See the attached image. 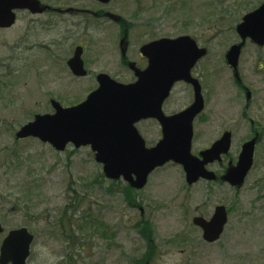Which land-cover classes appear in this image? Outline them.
Returning a JSON list of instances; mask_svg holds the SVG:
<instances>
[{"label":"rangeland","instance_id":"rangeland-1","mask_svg":"<svg viewBox=\"0 0 264 264\" xmlns=\"http://www.w3.org/2000/svg\"><path fill=\"white\" fill-rule=\"evenodd\" d=\"M44 1L62 9H99L94 0ZM263 2L113 0L105 10L120 21L104 23L77 14L68 26L59 21L52 26L49 18L34 20L20 13L12 28L0 29V63L9 66V76L0 75V223L5 228L0 247L10 230L26 228L35 237L29 264H134L147 251L142 233L149 223L158 253L152 264H264V47L247 41L240 58L239 74L253 98L248 120L243 115L247 91L237 87L225 59L240 42L237 25ZM184 35L210 52L195 71L206 107L195 121L194 154L230 130L232 147L224 162L235 164L242 145L256 135L251 122L260 127L254 166L242 188L205 180L188 185L182 167L170 163L156 170L129 204L123 195L126 183L102 177L89 147L57 152L35 139H15L16 131L36 115L53 112L51 99L65 107L84 101L97 88L100 73L132 82L123 49L131 62L143 64L142 45ZM79 45L85 49V78L73 76L66 65ZM172 99L166 112L184 108ZM139 127L150 145L160 138L156 123ZM210 168L221 172V167ZM221 205L228 210V224L221 239L208 244L193 218L209 219ZM67 226L80 235L79 244L71 243L74 234L66 238Z\"/></svg>","mask_w":264,"mask_h":264},{"label":"water","instance_id":"water-1","mask_svg":"<svg viewBox=\"0 0 264 264\" xmlns=\"http://www.w3.org/2000/svg\"><path fill=\"white\" fill-rule=\"evenodd\" d=\"M19 10L43 12L37 0H0V28L12 27ZM236 30L241 42L231 46L226 54L227 63L234 70L238 68L247 40L264 46V3L245 15ZM82 52V48H77L68 62L76 76L87 74ZM141 53L149 63L144 70L130 63L137 77L136 82L124 84L108 74H99L98 88L84 102L64 108L53 100L51 103L55 112L36 115L19 129L16 138L39 139L60 152L69 144L75 148L90 146L107 179H123L135 190L144 189L150 175L168 163L183 167L188 185H194L201 179L216 181L218 176L207 167L222 161V156L229 153L232 134L226 132L198 156L192 153L194 122L205 109L202 87L199 80L192 76V70L207 55V49L199 47L195 39L185 35L152 41L141 48ZM178 82L193 86L194 102L185 110L168 116L163 111V105ZM250 96L249 93L248 99ZM148 119L157 120L162 129V139L153 147H147L136 127V124ZM256 143L257 137L243 144L236 165L230 163L221 177L222 181L232 187L244 185L254 163ZM228 219V211L221 205L216 207L209 220L196 216L193 224L202 230L203 240L212 244L220 240ZM3 231L0 225V233ZM33 241L34 236L26 228L9 232L0 250V264H27Z\"/></svg>","mask_w":264,"mask_h":264},{"label":"flooded vegetation","instance_id":"flooded-vegetation-1","mask_svg":"<svg viewBox=\"0 0 264 264\" xmlns=\"http://www.w3.org/2000/svg\"><path fill=\"white\" fill-rule=\"evenodd\" d=\"M38 1H40V7L41 8H43L44 10H43V12L42 13H38V14H34V13H32L30 10H26L25 11V14L29 17V18H31V19H34V20H37V19H39V18H49L50 19V21H49V24L50 25H52L53 26V23L55 22V21H59V22H61V24L63 25V24H65V25H67L68 26V22L69 21H72V20H74V17L73 16H75V15H77V14H82V15H84V16H87V17H89L90 19L91 18H93L94 17V19L96 20V21H98V22H100V21H102V22H104V23H106V22H112V20L114 19V20H116V21H120V20H117V18L116 17H114V16H112L111 15V13H110V11H107V10H105V8L106 7H109L110 5H111V3H112V1L113 0H111L110 2H108V3H101V2H99V1H96V0H94V4L97 6V7H99V9L97 10V11H93V9H84V10H77V9H73V8H69V9H62V7H55L54 6V4H52V3H50V2H47V1H44V0H38ZM72 7V6H71ZM73 10L74 11H76V12H73ZM67 15H69V16H67ZM36 17V18H35ZM113 18V19H112ZM89 19V20H90ZM88 20V21H89ZM87 21V22H88ZM29 22H31V21H29ZM31 24H32V22L30 23V24H28V31H29V33H32V32H34V28H32V26H31ZM86 27H88V25H86ZM128 28V27H127ZM122 43V42H121ZM78 47H82L83 48V52H82V59H83V56H84V53H85V49H84V46L83 45H79V46H77L76 48H78ZM141 48H142V46H141ZM141 48H140V50H139V52H140V58L144 61V63L142 64V63H137V62H135L136 63V66L137 67H139V68H141V69H143V68H145L146 67V65H147V58L146 57H144L142 54H141ZM76 50V49H75ZM73 56H74V54H73ZM72 56V57H73ZM72 57H70L67 61H66V65H67V67H68V62H69V60L72 58ZM122 60H123V62L125 63V64H129L131 61L128 59V56H127V53H125V55H123L122 54ZM83 61H84V67L86 68V62H85V60L83 59ZM28 62H29V60H28ZM4 65V66H3ZM1 66H3V67H1ZM8 64L7 63H0V75L2 76V77H4V76H9V72H6V70L8 69ZM2 70H3V72H2ZM70 71V70H69ZM71 72V71H70ZM72 73V72H71ZM87 76H89V74L87 75ZM42 79L44 80L45 78H43L42 77ZM180 85H183L184 86V90L183 91H180V92H185L184 93V95L182 96V97H179V91L178 90H176V88L178 87V86H180ZM236 85H237V87H239V88H241L240 90L241 91H243V93H245L247 90H249V89H247L246 87H244V83H243V81L241 80V81H238L237 83H236ZM176 94H178L177 95V97H176V99H175V95ZM186 95H187V97H186ZM173 97V103H176V100H177V102L181 105V106H184V108L183 109H181V110H178V111H175V112H173V113H170V114H175V113H178V112H180V111H182V110H184V109H186L187 107H189L193 102H194V89H193V87L191 86V85H188V84H183V83H177L175 86H174V88H173V90H172V93H171V95H170V97L168 98V102L170 101V99ZM178 98H184L185 100H183V99H178ZM175 99V100H174ZM253 99V98H252ZM251 99V100H252ZM186 100H188V102H185ZM177 103V104H178ZM250 103H251V101H246V107H245V111H244V116H245V118L247 117V109L249 108V106H250ZM248 119V118H247ZM158 126V125H157ZM251 128H252V131H253V133L254 134H260V127H257V125H255V123L252 121L251 122ZM226 131H230V130H226ZM226 131H224V132H226ZM263 131H264V126H263ZM223 132V133H224ZM231 133H232V131H230ZM233 134V133H232ZM144 135V134H143ZM261 135V134H260ZM144 137L146 138V136L144 135ZM260 137V136H259ZM147 140V139H146ZM158 141V140H157ZM156 143V142H155ZM29 262L30 261H28V264H29ZM59 263H61V261L59 262Z\"/></svg>","mask_w":264,"mask_h":264},{"label":"trees","instance_id":"trees-1","mask_svg":"<svg viewBox=\"0 0 264 264\" xmlns=\"http://www.w3.org/2000/svg\"><path fill=\"white\" fill-rule=\"evenodd\" d=\"M143 133V131H141ZM226 168V167H225ZM104 175H102L103 177ZM121 184V181L117 182ZM137 191L133 190L129 185H125L124 186V190H123V195L125 196L126 200L128 201L127 203L132 204L134 203V200H132V196L135 195ZM79 198V196H76ZM76 211V210H75ZM71 222V220H68L67 223ZM71 227H66L63 232L64 235L67 234L66 231H68L69 233L66 235V238H68L70 240V238L73 236L72 234H74V238L72 239V244L73 246L79 244V239L81 240L82 238L80 237V235H78V233L74 232L73 230L71 231ZM143 228L148 232H143L142 235L143 237L146 239V243H147V251L144 253V255L142 256V258H139L135 261L134 264H152L153 261L156 260V258L158 257V253L156 251L155 248V241H154V236H153V230L151 229V225L149 223H144L143 224ZM80 230H82L79 227Z\"/></svg>","mask_w":264,"mask_h":264}]
</instances>
